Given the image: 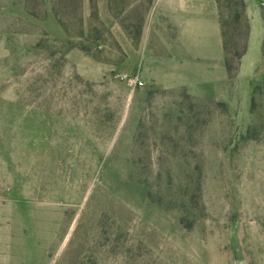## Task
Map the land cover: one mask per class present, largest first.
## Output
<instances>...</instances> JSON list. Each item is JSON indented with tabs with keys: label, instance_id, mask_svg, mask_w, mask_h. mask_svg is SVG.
Masks as SVG:
<instances>
[{
	"label": "rangeland",
	"instance_id": "obj_1",
	"mask_svg": "<svg viewBox=\"0 0 264 264\" xmlns=\"http://www.w3.org/2000/svg\"><path fill=\"white\" fill-rule=\"evenodd\" d=\"M153 1L0 0V264H264V0H218L222 99L128 84Z\"/></svg>",
	"mask_w": 264,
	"mask_h": 264
},
{
	"label": "crops",
	"instance_id": "obj_2",
	"mask_svg": "<svg viewBox=\"0 0 264 264\" xmlns=\"http://www.w3.org/2000/svg\"><path fill=\"white\" fill-rule=\"evenodd\" d=\"M149 13L145 29L147 35L154 38V49L147 66L138 73L141 81H150L158 88L199 86L202 83L199 84L198 80L189 83L180 77L172 79L168 72L178 71L179 75L186 59L193 64L203 61L208 71L213 68L217 72L218 91L215 97H206L222 99L228 74L224 64L218 0H154ZM3 112L0 100V196L6 195Z\"/></svg>",
	"mask_w": 264,
	"mask_h": 264
},
{
	"label": "trees",
	"instance_id": "obj_3",
	"mask_svg": "<svg viewBox=\"0 0 264 264\" xmlns=\"http://www.w3.org/2000/svg\"><path fill=\"white\" fill-rule=\"evenodd\" d=\"M241 10L243 11L244 9V1L243 0H237ZM262 8V16H263V21H264V6L261 7ZM240 15H236L235 16V19L238 21L240 19ZM248 34H249V25L246 23V39L243 43V46H242V49L241 51L239 52H231V50H229L228 48H226V46L224 45V41H223V48H224V64H225V67H226V70H227V74H228V77L229 78H232L238 67H239V64H240V59L241 57L244 55L245 51H246V45H247V38H248ZM222 38H223V35H222ZM264 42V40H263ZM261 52L263 53V43H262V47H261ZM236 60L235 61V66H232V62L233 60ZM252 101H253V98H252ZM253 106H254V102L252 103Z\"/></svg>",
	"mask_w": 264,
	"mask_h": 264
},
{
	"label": "built area",
	"instance_id": "obj_4",
	"mask_svg": "<svg viewBox=\"0 0 264 264\" xmlns=\"http://www.w3.org/2000/svg\"><path fill=\"white\" fill-rule=\"evenodd\" d=\"M128 84L133 86V87H141L143 85V82L139 78L138 74H133L127 77Z\"/></svg>",
	"mask_w": 264,
	"mask_h": 264
}]
</instances>
